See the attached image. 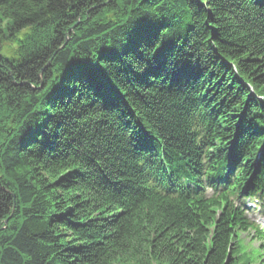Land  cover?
<instances>
[{
	"label": "trees",
	"instance_id": "16d2710c",
	"mask_svg": "<svg viewBox=\"0 0 264 264\" xmlns=\"http://www.w3.org/2000/svg\"><path fill=\"white\" fill-rule=\"evenodd\" d=\"M263 177L264 0H0V264H264Z\"/></svg>",
	"mask_w": 264,
	"mask_h": 264
},
{
	"label": "rangeland",
	"instance_id": "374dc122",
	"mask_svg": "<svg viewBox=\"0 0 264 264\" xmlns=\"http://www.w3.org/2000/svg\"><path fill=\"white\" fill-rule=\"evenodd\" d=\"M17 47V43L15 42V43H9V42H7V43H5L4 44V47H3V52L4 53H2V54H4V55H9L10 53H12V51L15 49ZM5 52H8V53H5ZM11 55V54H10ZM250 201H252V200H246L245 202H250ZM246 203V205L248 206V204Z\"/></svg>",
	"mask_w": 264,
	"mask_h": 264
},
{
	"label": "bare ground",
	"instance_id": "6f19581e",
	"mask_svg": "<svg viewBox=\"0 0 264 264\" xmlns=\"http://www.w3.org/2000/svg\"><path fill=\"white\" fill-rule=\"evenodd\" d=\"M134 153H135L136 156L139 155V153H138V151L136 150V148H135V150H134ZM252 199H253V200H256V196L253 195V196H252Z\"/></svg>",
	"mask_w": 264,
	"mask_h": 264
}]
</instances>
